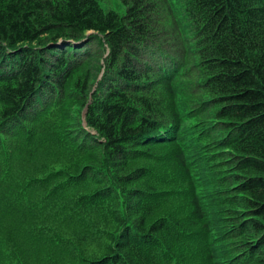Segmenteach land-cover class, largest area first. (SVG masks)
<instances>
[{"label": "trees", "instance_id": "obj_1", "mask_svg": "<svg viewBox=\"0 0 264 264\" xmlns=\"http://www.w3.org/2000/svg\"><path fill=\"white\" fill-rule=\"evenodd\" d=\"M120 1L0 0V264H264V0Z\"/></svg>", "mask_w": 264, "mask_h": 264}, {"label": "rangeland", "instance_id": "obj_2", "mask_svg": "<svg viewBox=\"0 0 264 264\" xmlns=\"http://www.w3.org/2000/svg\"><path fill=\"white\" fill-rule=\"evenodd\" d=\"M110 2L113 7L119 9L120 11H123L125 9V5L120 0H110ZM177 4H179L178 1Z\"/></svg>", "mask_w": 264, "mask_h": 264}]
</instances>
